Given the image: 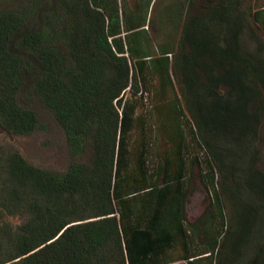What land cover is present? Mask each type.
Listing matches in <instances>:
<instances>
[{"label":"trees","instance_id":"1","mask_svg":"<svg viewBox=\"0 0 264 264\" xmlns=\"http://www.w3.org/2000/svg\"><path fill=\"white\" fill-rule=\"evenodd\" d=\"M259 1L0 8V126L38 128L18 102L36 68L33 91L74 160L57 174L17 152L0 157V264H264ZM145 96L150 123L137 114ZM195 193L207 206L190 222Z\"/></svg>","mask_w":264,"mask_h":264},{"label":"rangeland","instance_id":"2","mask_svg":"<svg viewBox=\"0 0 264 264\" xmlns=\"http://www.w3.org/2000/svg\"><path fill=\"white\" fill-rule=\"evenodd\" d=\"M157 1L156 12L161 8L164 0ZM26 2L27 0H2V2L0 1V8L13 7L15 9H20L23 4H26ZM258 4H264V0H260ZM247 47L249 51H252L254 45L250 42L247 43ZM36 74V68H34L33 71L27 72L24 86L18 95V102L23 108L29 109L37 115L38 128L31 134L21 136H8L7 134L0 132V157L17 152L28 163L36 167L57 174H63L74 160L70 156L69 147L62 127L56 121L54 115L44 106L33 91V83ZM153 105L154 102L151 97L145 96L140 107L137 109V114H142L147 119L148 123H150L148 112L152 111L151 106ZM155 135L158 138L155 150H157V153L160 155L163 151V144L161 139H159L158 134ZM137 138L138 132L135 130L132 133V141L135 142ZM89 160L90 153L87 152L85 156L79 159V162L88 163ZM260 167L264 170V159L260 164ZM206 206L207 205L201 194H193L189 198L186 208L188 220L193 222L202 216ZM225 211L228 215V204L225 206ZM2 220L3 219L0 218V222ZM5 220L12 225H18L22 219L19 217H9L5 218Z\"/></svg>","mask_w":264,"mask_h":264},{"label":"water","instance_id":"3","mask_svg":"<svg viewBox=\"0 0 264 264\" xmlns=\"http://www.w3.org/2000/svg\"><path fill=\"white\" fill-rule=\"evenodd\" d=\"M0 132L7 133L6 131H4V129L1 126H0Z\"/></svg>","mask_w":264,"mask_h":264},{"label":"flooded vegetation","instance_id":"4","mask_svg":"<svg viewBox=\"0 0 264 264\" xmlns=\"http://www.w3.org/2000/svg\"><path fill=\"white\" fill-rule=\"evenodd\" d=\"M5 134H7L8 136H16V135H12V134H9V133H5ZM5 136V135H4Z\"/></svg>","mask_w":264,"mask_h":264}]
</instances>
